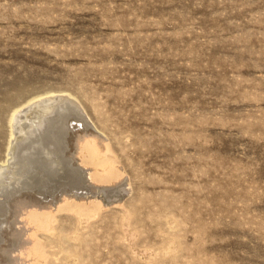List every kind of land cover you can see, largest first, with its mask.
Here are the masks:
<instances>
[{"label":"rangeland","instance_id":"obj_1","mask_svg":"<svg viewBox=\"0 0 264 264\" xmlns=\"http://www.w3.org/2000/svg\"><path fill=\"white\" fill-rule=\"evenodd\" d=\"M51 90L80 103L115 157L111 183L79 157L88 182L126 188L110 201L79 191L105 206L84 225L51 208L84 264H152L173 236L179 260L156 264H264V0H0V161L14 106ZM26 220L24 239L54 241Z\"/></svg>","mask_w":264,"mask_h":264},{"label":"bare ground","instance_id":"obj_2","mask_svg":"<svg viewBox=\"0 0 264 264\" xmlns=\"http://www.w3.org/2000/svg\"><path fill=\"white\" fill-rule=\"evenodd\" d=\"M45 98H51V106L49 109L40 111L35 117H33V109L25 110L35 100L39 101ZM73 99L74 97L72 98L69 93H57L51 90L35 96L32 95V97L14 106L12 112L9 113L10 137L8 139L9 141H7L8 144H6L8 146L6 158L0 161V264H25L26 262L24 263L23 261L26 259L23 260V258L26 255H23L24 257L19 256V253L20 255L26 253L27 258L30 255H34L33 257L36 259L32 257V261L35 262L36 260V264H53L54 262L50 258H56L58 261L61 259L58 257L59 253H63V256L67 260L73 259L75 261H72L74 264H84L83 257L78 251L79 248L76 250H73L74 247L67 249L64 245L63 237L65 236L61 235V230L57 231L60 225L56 227V224H54L58 215L56 216V213H53L51 208L58 205L59 210L63 209L62 212L64 210L65 212L66 210L73 212L79 225H84V222H88L91 218L99 215L98 213H100L101 204L103 203H101V199V201L84 200V202L82 198L85 194L79 191L86 189L92 195L102 194L103 199H106V201H110L114 195L121 197L125 193L126 188L124 189L121 185L120 187H100L99 189L97 187L96 189V186L88 182L87 172L79 166L78 161L80 157L81 161L94 165V170H91L93 178L103 182H112L113 179H118L119 172L117 171L118 168L116 169L115 157L109 155L111 151L110 147H106V150L102 151L98 143L95 142L96 139L89 137V135H93L96 131L89 126L87 116L80 103H76ZM24 110L26 112H24L22 118L20 112ZM87 198L85 197L83 199ZM62 203L64 204L62 205ZM23 217H27V222L30 221L31 224H35V229L37 227V230L46 231V233L50 231L54 241L46 244L45 241L41 242V238L40 241L36 236L35 240L33 237V239L27 237L30 240L27 238L24 239L23 232L16 227V223ZM79 225L77 227L75 226L76 231L72 237L70 236V239L73 238L80 241L84 239ZM29 226L31 225L29 224ZM35 229H31L33 232L31 230L29 231L34 233L37 231ZM137 230L134 229V233ZM65 231L68 232V230ZM36 233L33 235H37ZM134 233L132 232V234ZM27 235L30 236L31 234L29 235L27 233ZM176 237L167 238V242L159 248L158 252L156 251L157 253H154L155 256L150 261L152 264H156L160 260L159 257L161 255H170L174 259L177 258L176 252L179 249H177L176 244H179L181 240H178L179 238ZM48 246H50V251L48 250ZM74 246L77 247L76 245ZM51 248L54 249L52 250ZM86 251L88 250L86 249ZM86 253L83 254L86 255ZM28 254H30L29 257ZM30 259H27L28 263L26 264L31 262H29ZM62 262L65 263L66 261ZM190 262L188 263L191 264ZM175 264H179V262L176 261Z\"/></svg>","mask_w":264,"mask_h":264},{"label":"water","instance_id":"obj_3","mask_svg":"<svg viewBox=\"0 0 264 264\" xmlns=\"http://www.w3.org/2000/svg\"><path fill=\"white\" fill-rule=\"evenodd\" d=\"M21 98H23V95H19V96H17L16 98L10 100L9 103L14 104V103H16V102H17L19 99H21ZM4 110H5V109H4Z\"/></svg>","mask_w":264,"mask_h":264}]
</instances>
